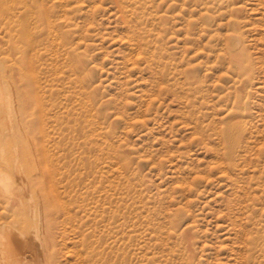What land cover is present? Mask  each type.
Returning a JSON list of instances; mask_svg holds the SVG:
<instances>
[{"label": "rangeland", "instance_id": "374dc122", "mask_svg": "<svg viewBox=\"0 0 264 264\" xmlns=\"http://www.w3.org/2000/svg\"><path fill=\"white\" fill-rule=\"evenodd\" d=\"M0 65L45 264H264V0H0Z\"/></svg>", "mask_w": 264, "mask_h": 264}, {"label": "bare ground", "instance_id": "6f19581e", "mask_svg": "<svg viewBox=\"0 0 264 264\" xmlns=\"http://www.w3.org/2000/svg\"><path fill=\"white\" fill-rule=\"evenodd\" d=\"M121 1L123 2V0H121ZM125 9H127V8H125ZM128 11H130V10H124L125 13H128ZM46 22H47V27H48L47 29H48L49 32H51V31L54 32L55 35L56 36H59L60 38L61 37H67L68 36L67 33L62 32V30L59 28V26L57 24H53V22L51 21V19L49 18V16H48V19L46 18ZM233 39L236 40L237 37H233ZM30 44H33V40L30 41ZM144 44H145V42L139 41V43L137 44V46H138V48H141ZM72 61L77 66L76 59L73 58ZM0 66H2V65H0ZM3 80H4V77H3L2 72L0 70V166H1V169H0V193L2 194V196H4V198L6 199V201H8V202H6L5 199L3 198V200L5 201L4 203L5 204L6 203H10L9 204L10 205V208H9V211L10 212H8L9 215L7 214V217L8 216L9 217L12 216L13 218L11 217L12 220H9L8 221L7 219H5L6 216L3 213H2V215H4V220L2 219L3 216H2V218H0V264H45L43 262V260H42V255L43 254H42L41 250L38 249V246H37L38 243H36V241H35L41 235V234L36 233V224H39L40 227L42 228L43 227L42 225H44V223H45V222L42 223V220H44V221L47 220L48 221V218L45 220L46 215H44V212H43V217H42V211H43L42 209H44L49 203L46 206L42 207V205L45 204V203L41 204V202H43V201H39L38 202V204H39L38 205L39 206V218L37 219L38 216H36V213H35V211H34L33 208L31 209V212H30L31 214H27L29 216L26 215L27 211H26V209L23 206V202L20 199L19 195H17L19 189H22V191L25 194L28 193V190L30 188V185L32 186V181H33V178H34L33 177L34 173L33 174L31 173L30 175L29 174L26 175L25 172L22 171V159L23 158L31 159V158H30V156H26L25 155V154H27L28 151L24 154V152L27 149L26 150L23 149L24 152H22L23 150H22V148L20 146V143H19V138L20 137H24L23 135H25V133L27 132V131L26 132L24 131V128L22 126V125L26 124V121H25V123L23 121V124H22V117H21L20 112H19L18 100H19V97H20V93H19V91H18L17 88H13L12 90H10V88H8L7 86L4 85V81ZM14 123H16L18 125L17 126V129L14 127V125H13ZM236 129L233 127L231 129H226L224 131L222 130L225 139L231 144V146H233L238 141V138H239V133L240 132L237 133L235 131ZM6 130L13 131V132H12L10 138L4 139L5 138L4 135H5V131ZM27 137H29V135H27ZM11 139H12L13 142H16V144L14 146L11 144L14 148H10L11 147V145H10L11 142L10 143H7V146L8 147L10 145V147H9L10 149L9 150H11V149L14 150V152H12L13 150H11V152H9L10 153L9 154V153H7L8 147L7 146H6L7 148L5 147V141L6 140L11 141ZM27 139L30 140V138H27ZM23 140H25V139H23ZM29 140H28V142H29ZM32 140L33 139H31V141ZM25 142L27 143V141H25ZM27 146H30V145L28 144ZM32 147L33 146H31V148ZM36 148L37 147H35V149ZM29 150H30V147H29ZM36 151H38V150L36 149ZM36 151H35V154H36ZM29 152H32V151H29ZM22 153L24 154V156H23ZM12 154H13V156H12L13 158L10 157ZM29 154H31V153H29ZM47 154H45V155H47ZM36 155H38V154H36ZM32 156H33V153H32ZM40 156H42V155H40ZM35 159H37V158H35ZM37 167H38V169L36 171L37 174H38V172L39 173H42L44 171V170L42 171L43 168L40 167V164L38 163V161H37ZM48 167H47V169H48ZM50 170L47 171V172L45 171V173L47 174L49 172V174H50V172H53V171H50ZM42 176H43V174H42ZM49 176H48V178H49L48 180L50 182L51 181L50 180L51 176L50 177ZM55 179L53 180L54 182H55ZM38 180H35V178H34V181H38ZM43 180H45V178ZM43 180H42L41 183H43ZM45 181L47 182V180H45ZM54 182H53V184H55ZM35 184H34V186H36V187L40 185L39 183H37L36 185ZM45 184L43 183V185H42V186H44V188H45ZM51 184H49L47 182L46 185H48L47 188L50 186L49 187L50 193H52L54 195L57 192V191H55L56 189L54 188V186L56 187V185L53 186V184H52V186H53L52 187ZM51 187L53 188V190L55 189L54 190L55 192H53V190H51ZM56 188H58V187H56ZM59 188H60V186H59ZM42 191H44V193L46 192L44 189ZM59 191L60 190H58L57 195L59 194ZM38 192L41 193L40 190ZM48 193H49V191H48ZM45 195L46 194H44V196ZM53 195H51V196H53ZM41 196H40V198H41ZM46 196L48 197V195H46ZM43 197H42V199H43ZM58 197H59V195H58ZM51 198L52 197H50V202H52L51 201ZM42 199H40V200H42ZM61 202H63V201H61ZM61 202H60V205L59 206H57V203H55V202L54 203L56 204L57 207H60L61 206V208H62V205L63 204ZM6 205L8 206V204H6ZM18 205H20V207ZM32 205H31V207H32ZM52 206H54V205H52ZM56 206L53 207V210H54V208L57 210ZM68 208H70L69 205H67V209ZM4 209H5V211H7L6 210L7 207L6 208L4 207ZM47 209H44V211L47 210ZM67 209H66V211H67ZM56 210H54V212ZM62 210H63V208H62ZM58 212L60 213V208H59V211ZM58 212H56L57 214H55V215H58ZM48 215H50V218H52L51 217V213L47 214V216ZM25 216L27 218L29 217V219L31 220V224H34V222H35V224L34 225H31L30 224L31 226H29L27 224L28 222L26 221V217ZM58 217H56V218H58ZM42 218H44V219H42ZM54 218H55V216H54ZM37 220H40V221H37ZM53 220H55V219H53ZM49 222L51 223V220ZM46 223H45V225L48 224V223L47 224ZM27 225H28V228H27ZM50 225H53V224H50ZM46 227H48V226H46ZM46 232L44 234H46ZM47 234H49V233H47ZM44 236H48V235H44ZM44 236H42V237L44 238ZM47 251H49V249ZM44 252H46V251H44ZM79 255H81V254H79ZM85 258H87L86 264H91L90 263V261H91V255H90L89 252L86 253V257ZM79 259H80V256H79ZM80 261H83L84 262L85 260H80ZM92 264H94V263H92Z\"/></svg>", "mask_w": 264, "mask_h": 264}]
</instances>
